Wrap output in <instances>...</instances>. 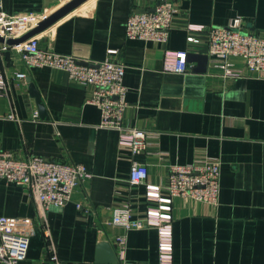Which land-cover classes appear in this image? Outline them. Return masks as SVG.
Listing matches in <instances>:
<instances>
[{
    "label": "crops",
    "instance_id": "1",
    "mask_svg": "<svg viewBox=\"0 0 264 264\" xmlns=\"http://www.w3.org/2000/svg\"><path fill=\"white\" fill-rule=\"evenodd\" d=\"M68 1L2 0V9L9 15H49ZM161 1L87 0L38 34L41 49L81 62L123 64V91L112 99L124 104L122 127L147 134L143 153L132 155L119 145L120 129L101 125V109L88 102L92 85L70 80L64 70L29 69L13 50L0 55V71L8 80L0 96V150L80 164L89 176L73 188L63 208L50 207L43 215L27 190L0 181V217L29 218L34 228L27 256L18 264H113L108 260L114 254L115 264H160L157 229L125 230L111 222L117 206H128L135 220L157 205L146 199L145 185L129 183L131 163L145 166L146 184L164 195L171 167L208 158L219 164L218 204L172 198L170 264H264V77L235 61L242 75L226 78L207 47V30L235 18L244 32L264 35V0H175L166 43L128 39L131 13L151 11ZM189 36L199 43H189ZM168 50L207 59L188 62L184 74L169 73L163 71ZM15 73L26 74V85ZM27 78L46 118L38 114ZM116 237L125 241L119 254ZM104 243L108 249L98 252Z\"/></svg>",
    "mask_w": 264,
    "mask_h": 264
},
{
    "label": "built area",
    "instance_id": "2",
    "mask_svg": "<svg viewBox=\"0 0 264 264\" xmlns=\"http://www.w3.org/2000/svg\"><path fill=\"white\" fill-rule=\"evenodd\" d=\"M177 9L175 0H162L151 11L131 13L126 23V37L145 42L166 43ZM46 16L48 15L33 13L6 14L0 0V37L19 38ZM187 29L201 31L203 26L188 25ZM207 31L208 56L212 59V64L222 71L223 76H241L242 70L235 66V61H241L248 70L264 77V35L244 32L240 18H235L226 27H211ZM187 41L199 43L193 36H189ZM38 43L36 35L16 46L0 44V55L13 50L29 69L48 67L64 70L70 80L80 85H92L94 92L88 102L101 109V125L120 129L119 145L129 150L132 155L143 153L148 145L147 134L135 128L122 127L120 117L124 104L116 103L112 99L114 94L118 95L123 91V64L109 59L97 63L81 62L72 56L41 49ZM108 53L115 54L116 51L109 50ZM188 69L187 52L165 51L163 71L184 74ZM14 77L26 85V74L15 73ZM7 89V77L0 71V96L5 95ZM7 117L15 119L13 115ZM36 117L37 113L34 112L33 118ZM87 177V172L80 164L53 161L36 155L22 157L10 151L0 150V181L27 190L42 215L50 207L63 208L70 200L73 188ZM146 180V167L132 162L129 183L145 185L146 199L157 205L149 206L145 216L135 220H132L128 206H117L113 209L111 222L125 230L148 227L157 229L159 263L170 264L171 200L180 197L216 206L220 193L219 164L208 158L198 164L174 165L171 167L164 195L158 186L146 184ZM33 232L32 220L29 218L0 217V262L18 264L23 261L27 256ZM48 238L49 234H46V239ZM48 243L50 251L53 252L50 239ZM114 244L117 253H122L124 238L116 237ZM52 257H55L54 253Z\"/></svg>",
    "mask_w": 264,
    "mask_h": 264
},
{
    "label": "water",
    "instance_id": "3",
    "mask_svg": "<svg viewBox=\"0 0 264 264\" xmlns=\"http://www.w3.org/2000/svg\"><path fill=\"white\" fill-rule=\"evenodd\" d=\"M86 1L87 0H70L66 4H64L62 7L57 9L56 11H54L53 13L46 16L34 28H32L31 30L26 32L21 37L16 38V39H12V38L3 39L0 37V44H6L8 46H16V45H19V44L27 41L31 37H34V36L40 34L45 29L49 28L50 26H52L53 24L58 22L60 19L65 17L67 14H69L70 12L75 10L77 7H79L81 4H83ZM197 58H198V60L207 59L206 56H195L194 54H187V62L193 61L194 59H197ZM27 81L29 82V86H28L29 94L31 97H33L36 100L39 116H41L42 118H46L45 107H44V104L42 103V101L40 99V96H39L36 88L34 87L30 78H27ZM107 245H108L107 243L100 245L98 247L99 248L98 252H100V249H104V248L108 249ZM116 262H117V260H116L115 254L110 256V260H108V263L115 264Z\"/></svg>",
    "mask_w": 264,
    "mask_h": 264
}]
</instances>
